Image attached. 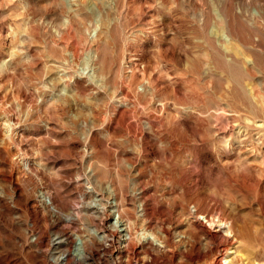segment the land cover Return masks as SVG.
<instances>
[{
    "label": "rangeland",
    "instance_id": "obj_1",
    "mask_svg": "<svg viewBox=\"0 0 264 264\" xmlns=\"http://www.w3.org/2000/svg\"><path fill=\"white\" fill-rule=\"evenodd\" d=\"M262 110L264 0H0V264H84L113 201L163 247L85 264L264 263Z\"/></svg>",
    "mask_w": 264,
    "mask_h": 264
},
{
    "label": "bare ground",
    "instance_id": "obj_2",
    "mask_svg": "<svg viewBox=\"0 0 264 264\" xmlns=\"http://www.w3.org/2000/svg\"><path fill=\"white\" fill-rule=\"evenodd\" d=\"M82 1V0H80ZM76 3V2H75ZM87 4V3H86ZM72 9V8H71ZM72 11V10H71ZM70 12V10H69ZM70 20V19H68ZM74 20H76V18H74ZM221 20V19H220ZM226 36V35H225ZM222 37V36H221ZM224 37V36H223ZM230 37V36H229ZM228 37V38H229ZM220 38V37H219ZM221 39V38H220ZM223 39V38H222ZM219 40V39H218ZM224 40V39H223ZM230 41V39H229ZM223 46V45H222ZM235 46V45H234ZM237 47V46H236ZM232 48V47H231ZM228 49V48H227ZM226 50V49H225ZM236 50V49H235ZM237 52V51H236ZM228 53V52H227ZM242 53V52H241ZM230 54V53H228ZM245 54V53H243ZM242 54V55H243ZM221 55V53H220ZM248 55V54H246ZM244 56L245 58L247 56ZM225 56V55H224ZM223 56V57H224ZM228 56V55H227ZM239 56V54L237 55ZM236 56V57H237ZM226 57V56H225ZM236 59V58H235ZM248 59V58H247ZM236 61V60H235ZM246 61V60H245ZM244 61V62H245ZM241 62V61H240ZM243 63V62H242ZM227 64V63H226ZM243 65V64H242ZM251 65V64H250ZM248 86V85H247ZM252 89V88H251ZM250 92V91H249ZM248 92V93H249ZM252 93V92H251ZM254 94V93H253ZM260 95V94H259ZM254 96V95H253ZM259 98L261 97L258 96ZM262 101V100H261ZM263 103V102H261ZM260 105V104H259ZM260 110V109H259ZM264 112V110H262ZM261 113V112H260ZM254 117V116H253ZM257 117V116H256ZM246 119V117H244ZM248 119V118H247ZM252 119V118H251ZM264 119V118H263ZM8 122V121H7ZM9 123V122H8ZM260 124V123H259ZM248 125V124H247ZM249 126V125H248ZM253 126V125H252ZM257 126V124H256ZM260 126V125H259ZM4 128H5V132L6 134L5 135H9L8 133H11L9 131L8 128L10 127H7V123L5 124L4 123ZM257 129V128H256ZM262 131V130H261ZM264 131V130H263ZM4 132V131H3ZM260 133V132H259ZM8 137V136H7ZM239 139V138H238ZM261 139V137H260ZM262 163V162H261ZM260 167V166H259ZM263 168V166H262ZM89 172V171H88ZM87 172V174H88ZM261 172V170H260ZM89 177V175H87ZM87 177V178H88ZM90 179V178H88ZM84 185V184H83ZM91 187V186H90ZM89 189V188H88ZM94 190V189H92ZM89 191V190H88ZM95 193V192H94ZM114 194V193H113ZM111 196V194H110ZM112 197V196H111ZM115 200V199H114ZM38 201V200H37ZM127 203V202H125ZM90 204V203H89ZM144 205V204H143ZM108 206V205H107ZM126 206V205H125ZM111 208V211L110 213L112 215H114V220L112 223L110 224H107L105 226V229L99 231V232H95L94 230H89V236H81L82 238L80 237H75V243H74V246L72 248V251L70 252L69 255H71V257L74 259V260H77L84 263L87 261H94L95 260V263H96V260L97 258L96 257V253L95 251L92 249V245L94 244V240L97 239V241H100L102 246H101V250H102V254L104 255L105 253H109L110 256H112L111 254H113L115 252V258L116 259H119L120 256H122L123 254L126 253V250L128 249V246L129 244L131 243L133 237H137L138 238V244H139V247L138 248H135L134 249V252L137 254H139V252L141 251V247H142V243L143 244H150L152 246H160L161 248L163 247V244H162V241H161V237H159V235H155L153 234L152 232L148 231V230H145V229H140L139 232H135V228L131 227V221H129V219H125L122 217L121 215V209L118 207V203H114V201L111 203V206H109ZM128 207V206H127ZM90 208L92 209V212L93 214L98 217V216H102L103 215V212H104V208L102 207V205L100 204V199H94L92 200L91 202V205H90ZM142 208V207H140ZM138 209V208H137ZM86 210H89V205L87 206V209ZM130 210V209H129ZM84 213V212H82ZM81 213V214H82ZM87 213H89V211H87ZM67 214V213H66ZM69 214V213H68ZM75 214V213H74ZM123 214V213H122ZM138 215V214H137ZM143 215V214H142ZM195 215V214H194ZM201 215V214H200ZM76 215H74L75 217ZM196 216V215H195ZM194 216V217H195ZM199 216V215H198ZM89 217V216H88ZM129 217V216H128ZM142 217V216H140ZM71 218V217H70ZM190 218V217H189ZM205 219V217H200L198 218V220L200 219ZM65 219V218H64ZM138 219V218H137ZM143 219V218H142ZM66 221H68L69 219H65ZM65 220H62V221H65ZM188 220V219H187ZM72 221V220H71ZM190 221V220H189ZM203 221V220H202ZM219 221V220H218ZM192 222V221H191ZM61 223V222H60ZM70 223V222H69ZM56 224V223H55ZM63 226V225H62ZM61 224H57L55 227H62ZM66 226V225H64ZM69 226V224H68ZM141 226V225H140ZM147 226V225H146ZM189 226V225H188ZM191 226V225H190ZM146 228V227H145ZM188 228V227H187ZM186 228V229H187ZM193 228V227H192ZM195 228V227H194ZM134 231L133 233L131 232ZM194 232V231H193ZM62 233H65V232H62ZM88 235V234H87ZM188 240V239H187ZM100 244V245H101ZM114 245V248H115V251L112 252L110 250L111 246ZM99 247V246H98ZM49 251L52 252V255L53 257H51L52 261H53V264H68L69 260H68V256L65 252H67V249H66V241H65V238H64V235H59L58 233L54 235L53 239H52V242H51V245L49 246ZM99 249V248H98ZM143 249V248H142ZM133 252V253H134ZM134 253V254H135ZM103 255H101V257H103ZM108 255V257H109ZM139 256V255H138ZM101 257H99L98 259V263H100L101 261ZM137 257V256H136ZM142 257V256H141ZM140 257V258H141ZM189 257V255L187 256ZM89 258V260H88ZM111 258V257H110ZM193 259V258H192ZM105 260V259H103ZM142 261V260H141ZM260 261V260H259ZM103 262V261H102ZM216 262V261H215ZM256 262V261H255ZM94 263V262H93ZM90 264V263H89ZM119 264V263H117ZM258 264V263H257ZM261 264H264V263H261Z\"/></svg>",
    "mask_w": 264,
    "mask_h": 264
},
{
    "label": "built area",
    "instance_id": "obj_3",
    "mask_svg": "<svg viewBox=\"0 0 264 264\" xmlns=\"http://www.w3.org/2000/svg\"><path fill=\"white\" fill-rule=\"evenodd\" d=\"M36 199L40 203L41 210L45 211L48 215V218L50 219L51 223L55 222V219L59 218L60 213L63 214L61 211H59L53 204L52 198L47 190H44L43 188H39L36 193ZM35 237H32V240H34ZM52 237L50 238L48 245H51ZM50 264H53L52 259H48Z\"/></svg>",
    "mask_w": 264,
    "mask_h": 264
}]
</instances>
